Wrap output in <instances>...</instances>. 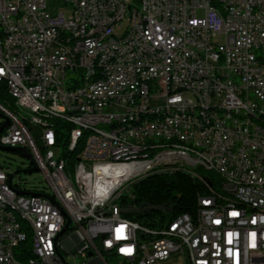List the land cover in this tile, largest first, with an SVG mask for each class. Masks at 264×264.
I'll return each instance as SVG.
<instances>
[{
	"label": "built area",
	"instance_id": "1",
	"mask_svg": "<svg viewBox=\"0 0 264 264\" xmlns=\"http://www.w3.org/2000/svg\"><path fill=\"white\" fill-rule=\"evenodd\" d=\"M226 1L228 14L217 0H0V86L45 112L63 106L67 140L108 130L77 159L116 147L104 172L62 176L54 125L0 107V145L28 149L50 188L14 184L0 166V264H20L25 247L11 205L33 217L35 264H68V238L73 264H264V0ZM195 165L219 184L199 177L191 212L153 225L120 213L128 180Z\"/></svg>",
	"mask_w": 264,
	"mask_h": 264
},
{
	"label": "bare ground",
	"instance_id": "2",
	"mask_svg": "<svg viewBox=\"0 0 264 264\" xmlns=\"http://www.w3.org/2000/svg\"><path fill=\"white\" fill-rule=\"evenodd\" d=\"M220 14H228V1L217 0ZM246 55L255 56V44H246ZM258 65H264V54H258ZM74 82L65 83V91H73ZM14 99L15 114L17 117H25L39 123H48L54 125V120H60L65 123L66 109L56 103H47V112L43 108H38L32 103H26L20 96L13 91H7ZM1 107V106H0ZM18 108H23L27 111L26 114H21ZM99 113H107V106H99ZM197 123H206L205 109H197ZM67 135V134H66ZM91 136L108 137V130H103L97 125H88L82 128H76L75 135L72 141L66 139V149L61 150L55 146V165H62V176H71V170L77 168L80 172L101 173L106 170L107 157H115L116 147L107 148V156L104 153L94 152L92 157L82 155V159H77L79 154L84 150L85 145L90 142ZM170 149L185 150V140H172ZM201 167L207 171H213L219 179V173L215 170H210V167L204 165H195V168ZM219 184V183H218ZM208 185L209 182H208ZM11 217L18 226H21V231L24 233V245L20 247V264H35L32 261V251H35L37 245V227L33 223V217L24 212L23 207L11 205ZM105 264H117L116 256H106Z\"/></svg>",
	"mask_w": 264,
	"mask_h": 264
},
{
	"label": "trees",
	"instance_id": "3",
	"mask_svg": "<svg viewBox=\"0 0 264 264\" xmlns=\"http://www.w3.org/2000/svg\"><path fill=\"white\" fill-rule=\"evenodd\" d=\"M0 105L9 112H17L13 97L7 92L4 84L0 86ZM57 144L64 145L67 139V125L60 120H54ZM18 152V151H17ZM210 185L219 183L218 176L213 171L204 170L201 167L194 169V175L182 171L151 172L139 178L131 186V195L123 194L119 198V205L138 206L141 203L165 204L168 210L149 211L144 214H127L126 217L144 224L153 225L156 218L160 223L168 222L182 213L191 212L196 205V195L206 192V186L202 180ZM25 242L22 245H26Z\"/></svg>",
	"mask_w": 264,
	"mask_h": 264
},
{
	"label": "rangeland",
	"instance_id": "4",
	"mask_svg": "<svg viewBox=\"0 0 264 264\" xmlns=\"http://www.w3.org/2000/svg\"><path fill=\"white\" fill-rule=\"evenodd\" d=\"M18 111L21 114L27 113V111L23 108H18ZM58 148L61 150L65 149L64 145H60ZM29 165H30L29 160L22 153L13 150L0 149V166L3 167L8 172L20 170L12 178V182L14 184H16L19 181L20 184L25 188H30L33 190H44L50 192V188L48 187L47 181L44 179L41 170L38 169L34 172H22V170L27 169ZM141 177L142 176L128 180L126 182L127 183L126 187L123 190V194L130 196L131 186ZM62 244L67 252L66 259L68 264H73L72 253L70 252V250L72 249L71 240L69 238L65 239L62 242Z\"/></svg>",
	"mask_w": 264,
	"mask_h": 264
},
{
	"label": "water",
	"instance_id": "5",
	"mask_svg": "<svg viewBox=\"0 0 264 264\" xmlns=\"http://www.w3.org/2000/svg\"><path fill=\"white\" fill-rule=\"evenodd\" d=\"M0 117L3 120V122L0 124V132H1L4 128L8 126L10 119L8 116L4 115L1 111H0ZM0 149L18 151L22 153L29 160L30 167H27V169L22 170V172H34L37 170V166L34 162L31 152L28 149L21 146H5V145H0ZM19 171L20 170L13 171L12 175L17 174ZM8 182L9 183L11 182V178L8 179ZM16 192L18 194H27V192L24 191H16ZM47 198L51 200L52 203L57 204V202L51 196H47ZM119 210L120 213L127 215V214H144L145 212H149V211H165L168 210V208L166 207L165 204H151L148 202H144L138 206H134L131 204L125 205L122 206ZM69 221L70 219L67 218L65 226L69 223Z\"/></svg>",
	"mask_w": 264,
	"mask_h": 264
},
{
	"label": "flooded vegetation",
	"instance_id": "6",
	"mask_svg": "<svg viewBox=\"0 0 264 264\" xmlns=\"http://www.w3.org/2000/svg\"><path fill=\"white\" fill-rule=\"evenodd\" d=\"M3 122L2 118L0 117V124Z\"/></svg>",
	"mask_w": 264,
	"mask_h": 264
}]
</instances>
